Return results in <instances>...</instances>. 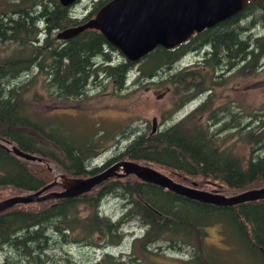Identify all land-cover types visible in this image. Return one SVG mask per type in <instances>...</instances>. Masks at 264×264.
<instances>
[{
    "label": "trees",
    "instance_id": "1",
    "mask_svg": "<svg viewBox=\"0 0 264 264\" xmlns=\"http://www.w3.org/2000/svg\"><path fill=\"white\" fill-rule=\"evenodd\" d=\"M108 1L89 0L78 12L76 5L63 7L57 0H11V12L16 14L11 22V76L0 74V200L33 192L61 172L66 178L83 174L80 158L90 152L94 155L101 140L71 147L42 125L19 117L22 106L46 99L71 107L86 100L89 88L100 82H113L118 89L129 70L140 74L141 81L157 76L160 86H171L175 91L182 88V103L196 94L183 73L170 74L189 50V40L171 49L157 47L137 65L125 60L97 30H84L62 41L60 47L56 44L54 33L88 21ZM258 19L264 26V0H249L231 17L232 23L225 21L210 34L213 44L229 55L236 51L241 60L248 56V62L239 65L240 75L246 70L253 73L264 56V37L252 42L244 39ZM38 34L46 39L45 50L28 46L27 39ZM0 56V64L8 68V54ZM200 115L202 108L198 106L176 124L155 133L144 132L127 144L123 157L148 165L178 183L195 184L224 196L264 186V157L255 156L263 146L264 121L257 119L256 125H240L239 121L238 135L232 140L218 137L216 130L210 132L205 120H198ZM12 145L43 159L17 157L7 150ZM60 190L59 185L50 189ZM109 197L121 202L115 219L101 205ZM133 221L143 230L132 236L127 253L114 256L107 249L124 242L129 235L125 226ZM214 227L223 247L231 241L250 264H264V199L216 206L129 175L112 178L74 197L15 204L0 212V249L4 250L0 264H64V260L69 262L67 257L55 259L56 255L47 251H63L66 244L103 249L94 264H158L148 256L153 253L150 247L158 243H166L177 252L190 249L187 264H230L222 258L226 254L223 247V252L205 247Z\"/></svg>",
    "mask_w": 264,
    "mask_h": 264
},
{
    "label": "rangeland",
    "instance_id": "2",
    "mask_svg": "<svg viewBox=\"0 0 264 264\" xmlns=\"http://www.w3.org/2000/svg\"><path fill=\"white\" fill-rule=\"evenodd\" d=\"M88 3L89 0H79L76 4V9L81 11L82 7L88 5ZM259 28H257V30ZM259 32H261V30ZM197 58L198 57H194V55L186 56L181 63L174 67H196L197 71H200V65H194L193 63ZM259 63L260 65L253 73H249L247 70L244 71V74L242 75L239 73V85L234 93H236L237 104L235 102V105L239 111L240 125L246 123L256 125L257 119L264 121V56ZM182 70H178L177 73H182ZM134 76H137V72L134 73ZM99 79L100 77H98V80ZM158 82L159 80H156L151 84L144 81L143 85L135 91L117 90L114 88L113 82H106L103 84L104 86H102V82H100L101 84L99 85L101 86L98 85L89 88L86 100H83L78 104H71V107L65 106L66 104L64 103H49L45 99L36 102L31 106H22L17 115H19V117H27L42 125L46 132H49L54 136L58 135L59 138L65 140L71 147H74L75 145H92L93 142L101 139L98 142L99 147L94 153L100 154L104 150L112 148L117 144V140L114 136L125 128H131L130 130L141 129L143 133L150 132L152 120L154 118L156 120L158 116H171L172 113L177 110L178 106H180V108L177 111H182L181 114L185 113L184 117L179 121L189 116L195 110L193 108L194 110L186 115L190 112L188 109L192 108L195 103L189 101L186 104L181 105L182 88L175 91L171 86H160L157 84ZM149 85L152 86V91L150 90L149 92H146L145 88L149 87ZM167 89H169V91H167ZM162 94L163 96L157 98V95ZM204 118L206 117L200 115L198 120L204 121ZM179 121L175 120L173 122H168L167 125H173ZM206 124L210 132L216 130L215 128L218 127H215V125H212L209 122H206ZM237 135L238 134L236 133V135L230 137L233 140ZM132 140L133 138H129L128 140L123 141L122 145L127 146ZM97 156L100 157L101 155ZM61 159L63 162V158ZM127 160L133 161L131 159ZM136 162L139 163L138 161ZM119 170L121 171V168L116 169V172ZM56 176L57 181L60 182L61 186H64L69 182L66 181L65 178H60L58 174ZM186 186L192 187L193 185ZM101 205L104 212L111 214L114 219L120 215L122 206L121 202L116 198L109 197L104 199ZM139 224L140 223L137 221L126 224V231L132 230L133 232L127 233V235H129L121 245L107 249L108 252L112 253L114 256H117L120 253L125 254L124 252L127 253L132 236L141 233ZM220 238L219 231L215 227L211 228L209 230V236L206 239L207 242L205 243V247H211L214 250L219 249L220 252H223L221 251L223 244L221 243ZM157 247H160V249L158 250ZM223 249L226 251V254H222L224 262L229 260L231 262L230 264H250L245 254L240 253L238 246L231 241L226 243ZM151 251L160 254H148L149 258L156 261L158 264H187L185 260L189 258L191 252V250L187 248H184L179 252L174 251L173 249L168 248L166 243H158L151 246ZM3 252L4 250L0 249V259L4 257ZM47 253H54L56 255L55 259L67 257L69 262L64 260V264H94L97 258L104 253V250H92L76 244H66L63 247V251L57 249L49 250ZM8 256H11V253H8ZM139 264L143 263L140 262Z\"/></svg>",
    "mask_w": 264,
    "mask_h": 264
},
{
    "label": "water",
    "instance_id": "3",
    "mask_svg": "<svg viewBox=\"0 0 264 264\" xmlns=\"http://www.w3.org/2000/svg\"><path fill=\"white\" fill-rule=\"evenodd\" d=\"M76 1L58 0L64 7L71 6ZM247 1L110 0L96 12L93 18L78 26L58 31L56 38L69 40L86 29H94L100 32L107 43L117 49L127 61L137 63L156 46L172 48L186 41L194 31L200 32L205 27L213 26L239 13ZM8 150L29 161H41L43 158L26 152L18 146H11ZM119 167L121 173L116 172ZM127 175H134L142 182L155 184L186 198L216 206H232L264 199V186L226 197L177 183L149 166L133 161H121L96 175L72 179L58 192H48L51 187L61 185L55 179L29 194L1 200L0 212L15 204L74 197L90 191L108 178L113 176L123 178Z\"/></svg>",
    "mask_w": 264,
    "mask_h": 264
},
{
    "label": "flooded vegetation",
    "instance_id": "4",
    "mask_svg": "<svg viewBox=\"0 0 264 264\" xmlns=\"http://www.w3.org/2000/svg\"><path fill=\"white\" fill-rule=\"evenodd\" d=\"M15 17L16 14L14 12H11V0H0V55L8 54V68H5V64H0V70L2 69L1 72H5L8 74H11V22L15 19ZM231 17L213 26L204 28L200 32L192 34L189 38V50L194 52V57H198L197 60L193 63L194 65H200V71H197L196 67H173L170 70V74L175 75L178 70L183 69L182 73L188 85H194L192 86L193 91L197 89L195 90L196 94L194 95V97L188 100L190 101L191 99H193L191 100V102H194L195 104L192 108L188 109L190 110V112H188L186 115L190 114L198 106H201L202 117H206L204 118L205 122H209L210 124L215 125V127L218 126L215 129L216 135L220 138L230 137L232 135H236V133L238 132L239 111L237 106L235 105V102L237 104V101L236 93H234V91L238 88L239 85V64L238 54H236V51L233 52V54L229 55L226 51H224L223 47H216L212 41V39L214 38L211 37L210 34L214 31H217L219 24L221 25L225 21H228V23H232V21L230 20ZM27 41L28 46L41 48L43 50L46 49V39H43L42 35L38 34L37 36H35V38L27 39ZM55 42L59 47L62 45V40L56 39ZM213 60L214 63L219 61L221 62V64L225 60H229L233 65L231 67H225L224 69L217 71L216 67L214 66ZM149 79L150 80L148 81L146 80V83L152 84L153 82L158 80L157 76L151 77ZM143 82L144 81L140 80V74H138V78L135 79V84L134 82L130 85L123 84L121 86H118V89L116 88V85L114 83L113 84L114 88H116L117 90L135 91L143 85ZM103 84L104 83H102L101 85L104 86ZM150 90L152 91V86L150 85L149 87L145 88L146 92H149ZM167 91H169V89H167ZM163 94L157 95V98H160L161 96H163ZM187 102H185V104ZM183 104L184 103H182L181 105ZM179 108L180 106L177 107V110ZM177 110H175L171 116H158V121L156 119L155 124L152 125L150 132H157L162 128L164 129L168 122H173L175 120L179 121L181 118H183L185 113L181 114L182 111ZM130 129L125 128L114 136L117 140V144L114 147L108 148L100 154H96L95 157H97V159L95 160V162L97 163L94 166H92L90 162L93 157L91 155V152L87 155H82V157L80 155V166L81 170L84 173H77V176L72 178H86L102 172L122 160H127L125 159V157H123V152L126 148V145L123 146L122 142L128 140L129 138L134 139L143 133L141 129ZM97 155L101 156L98 157Z\"/></svg>",
    "mask_w": 264,
    "mask_h": 264
},
{
    "label": "bare ground",
    "instance_id": "5",
    "mask_svg": "<svg viewBox=\"0 0 264 264\" xmlns=\"http://www.w3.org/2000/svg\"><path fill=\"white\" fill-rule=\"evenodd\" d=\"M249 16L250 15H247L246 17H249ZM249 20H250V18H249ZM253 23L254 24L249 27V30L245 33L246 35L244 36V39L245 40H248L249 42H252V40L255 39L256 37H259V36H260V38H263L264 37V32H263L264 31V26L262 25L261 20L258 19V22H257L258 25L256 24V22H253ZM244 24L245 23L238 24V27L239 26H243ZM259 27H261V28H259ZM257 28H259L258 30L259 31L261 30V32H259L257 30ZM248 45H250V43H248ZM235 48L238 49V45H235ZM246 62H248V56H247V58L245 60H241L240 57H239V55H238V64L239 65H244V64H246ZM213 63H214V60H213ZM232 65H233L232 62L229 61V60H225L222 64L219 61H217L216 63H214V66L216 67L217 71H220V70L224 69L225 67H231ZM0 74L5 77L6 74H8V73L1 72L0 71ZM9 76H11V75L9 74ZM4 81H6V80L4 79ZM195 90H197V89H195ZM255 156H257L258 159H261V158L264 157V138H263V146L261 147V149H258L256 151ZM248 190H250V189H248ZM248 190H245V191H248ZM242 192H244V191H242ZM242 192H240V193H242ZM140 230L141 231L143 230V226H140ZM150 250H151V247H150Z\"/></svg>",
    "mask_w": 264,
    "mask_h": 264
}]
</instances>
